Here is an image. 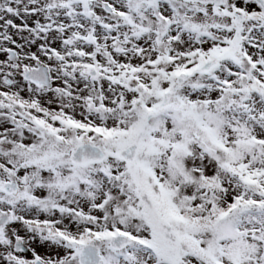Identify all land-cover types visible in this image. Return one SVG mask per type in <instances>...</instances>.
<instances>
[{
	"label": "snow or ice",
	"instance_id": "obj_1",
	"mask_svg": "<svg viewBox=\"0 0 264 264\" xmlns=\"http://www.w3.org/2000/svg\"><path fill=\"white\" fill-rule=\"evenodd\" d=\"M0 264H264V0H0Z\"/></svg>",
	"mask_w": 264,
	"mask_h": 264
}]
</instances>
